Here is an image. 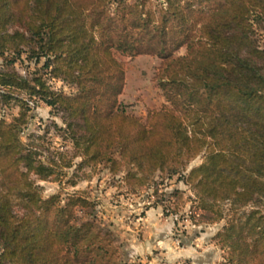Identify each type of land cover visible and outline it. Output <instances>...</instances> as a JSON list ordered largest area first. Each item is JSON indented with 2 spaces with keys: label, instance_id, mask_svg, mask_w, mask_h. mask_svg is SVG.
Returning <instances> with one entry per match:
<instances>
[{
  "label": "trees",
  "instance_id": "obj_1",
  "mask_svg": "<svg viewBox=\"0 0 264 264\" xmlns=\"http://www.w3.org/2000/svg\"><path fill=\"white\" fill-rule=\"evenodd\" d=\"M258 28L264 35V0H0V110L12 102L20 109L12 121L0 118V264H130L94 202L45 197L33 180H50L58 167L21 139L31 111L22 93L62 114L61 137L81 167L104 165L133 189L178 177L204 224L225 221L213 240L227 264H264ZM116 53L161 61L162 108L127 112ZM24 56L43 60L41 75L15 71ZM46 76L76 92L55 91Z\"/></svg>",
  "mask_w": 264,
  "mask_h": 264
},
{
  "label": "rangeland",
  "instance_id": "obj_2",
  "mask_svg": "<svg viewBox=\"0 0 264 264\" xmlns=\"http://www.w3.org/2000/svg\"><path fill=\"white\" fill-rule=\"evenodd\" d=\"M152 1L155 6L160 2ZM257 35L264 47V35L259 28ZM185 53L183 48L177 55ZM116 56L126 67V86L120 101L127 112L146 117L149 110L162 108L166 100L156 81V70L161 61L151 56L130 57L122 53H116ZM42 65L43 60L37 65L24 56L14 69L22 77L32 79L42 74ZM2 67L0 62V69ZM46 78L55 91L66 95L76 92L62 81ZM21 97L30 99L23 93ZM33 100L36 109L29 112L22 141L33 144L43 162L55 163L53 167H58L55 176L48 181H40L33 176V180L43 187L45 197L55 194H60L64 200L73 194L88 197L96 204L97 220L113 231L130 264H227L228 252L213 238L210 241L203 236L208 228L216 224L222 225L219 226L220 231L225 221L204 224L190 187L178 177L169 179L166 175H158L149 185L133 189L125 184L123 174L112 175L104 165L81 167L82 159L74 157L72 145L61 137L59 129L65 127L62 114L38 99ZM19 112L18 106L12 102L9 107L0 110V118L12 121ZM60 154L65 163L71 164L70 168L60 160ZM201 162L202 158H197L190 168ZM210 245H214L213 248ZM208 249L213 251L214 257L202 256L200 261V252Z\"/></svg>",
  "mask_w": 264,
  "mask_h": 264
},
{
  "label": "crops",
  "instance_id": "obj_3",
  "mask_svg": "<svg viewBox=\"0 0 264 264\" xmlns=\"http://www.w3.org/2000/svg\"><path fill=\"white\" fill-rule=\"evenodd\" d=\"M222 226V225H219V224H216L214 227H210V228H208V230L203 234V236H204V238H208L210 241H212V238L217 234V232L219 231V229H220V227ZM219 227V228H218ZM210 246H212V248H213V246L214 245H210ZM128 252V251H127ZM212 253H213V251H211L210 249H208V250H203L202 252H200V261H201V259L203 258L202 256H205V257H208V258H210V256L212 255ZM213 256V255H212ZM214 257V256H213ZM201 263H204V262H200V264ZM210 262H208V263H205V264H209ZM215 263V262H214ZM214 263H212V264H214ZM211 264V263H210Z\"/></svg>",
  "mask_w": 264,
  "mask_h": 264
},
{
  "label": "built area",
  "instance_id": "obj_4",
  "mask_svg": "<svg viewBox=\"0 0 264 264\" xmlns=\"http://www.w3.org/2000/svg\"><path fill=\"white\" fill-rule=\"evenodd\" d=\"M53 81H56L55 79H53ZM26 101L28 103V106L30 107L31 111H34L36 109V102L33 99H28L26 98ZM25 129L23 130V132L21 133V139H23V136H25Z\"/></svg>",
  "mask_w": 264,
  "mask_h": 264
}]
</instances>
